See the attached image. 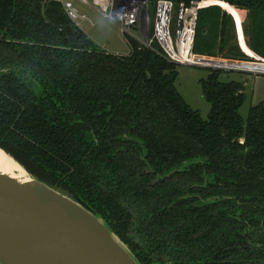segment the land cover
Listing matches in <instances>:
<instances>
[{"label": "trees", "instance_id": "trees-1", "mask_svg": "<svg viewBox=\"0 0 264 264\" xmlns=\"http://www.w3.org/2000/svg\"><path fill=\"white\" fill-rule=\"evenodd\" d=\"M44 2L0 0V147L100 216L141 264H264L243 234L264 224V102L244 119V83L210 68L204 118L159 45L125 34L129 53H109L61 0ZM199 2L194 53L255 60L237 47L239 10L264 61V0Z\"/></svg>", "mask_w": 264, "mask_h": 264}, {"label": "water", "instance_id": "water-1", "mask_svg": "<svg viewBox=\"0 0 264 264\" xmlns=\"http://www.w3.org/2000/svg\"><path fill=\"white\" fill-rule=\"evenodd\" d=\"M0 149L27 173L0 169V264H141L100 216Z\"/></svg>", "mask_w": 264, "mask_h": 264}, {"label": "built area", "instance_id": "built-area-1", "mask_svg": "<svg viewBox=\"0 0 264 264\" xmlns=\"http://www.w3.org/2000/svg\"><path fill=\"white\" fill-rule=\"evenodd\" d=\"M115 21L120 31L136 38L141 44L154 48L159 45L166 57L178 64L202 65L194 53L199 0L182 3L175 13L171 0H77ZM63 7L77 25L88 20L75 0H61ZM206 66V65H205Z\"/></svg>", "mask_w": 264, "mask_h": 264}, {"label": "rangeland", "instance_id": "rangeland-1", "mask_svg": "<svg viewBox=\"0 0 264 264\" xmlns=\"http://www.w3.org/2000/svg\"><path fill=\"white\" fill-rule=\"evenodd\" d=\"M75 4L79 7L81 3L75 0ZM81 12H84L89 17V20L82 22L83 29L91 34L92 38L106 51L111 53H129V44L120 29L119 25L110 19L105 18L94 8L88 7ZM177 8L175 7V13ZM233 20L235 23V33L237 36V47L246 58L262 59L248 43V34L244 29L247 27V17L245 12L239 10L233 11ZM92 21L94 24H92ZM236 48V50H238ZM210 57V56H206ZM214 59H225L222 57H212ZM253 60L252 62H264L261 60ZM230 60V59H226ZM240 61V60H236ZM243 61V60H241ZM210 68H221L208 65H196V64H179V75L176 85L184 97V99L194 108L201 112L204 118L208 117L211 109V104L205 99L202 90L201 79L206 78L209 75ZM224 69L221 72L220 80L224 82L239 81L245 85L246 101L240 109V112L244 119L247 118L250 108L259 103L264 102V73L236 70V69Z\"/></svg>", "mask_w": 264, "mask_h": 264}, {"label": "bare ground", "instance_id": "bare-ground-1", "mask_svg": "<svg viewBox=\"0 0 264 264\" xmlns=\"http://www.w3.org/2000/svg\"><path fill=\"white\" fill-rule=\"evenodd\" d=\"M202 65L221 67V68H242L251 70L253 72H264V64L253 63L245 61H233L226 59H214L212 57H201L197 59ZM0 169L4 172L10 173L17 177L27 176L26 171L8 154H5L3 150L0 149Z\"/></svg>", "mask_w": 264, "mask_h": 264}, {"label": "flooded vegetation", "instance_id": "flooded-vegetation-1", "mask_svg": "<svg viewBox=\"0 0 264 264\" xmlns=\"http://www.w3.org/2000/svg\"><path fill=\"white\" fill-rule=\"evenodd\" d=\"M145 171L146 172H153V170L149 167H146ZM164 177H165V175L158 173V174H156V177L154 178V180L152 182L156 183L160 179H163ZM256 232H260V234H257ZM253 233H255L256 235H253ZM243 234L246 235L245 245H248L250 247H262V248H264V224H261L259 227L246 229V230H244Z\"/></svg>", "mask_w": 264, "mask_h": 264}, {"label": "crops", "instance_id": "crops-1", "mask_svg": "<svg viewBox=\"0 0 264 264\" xmlns=\"http://www.w3.org/2000/svg\"><path fill=\"white\" fill-rule=\"evenodd\" d=\"M79 7L82 9V11H84V9H86L87 8V5H79ZM89 7V6H88ZM92 8V7H91ZM89 20V19H88ZM87 21V20H86ZM85 22V21H84ZM92 24H94L93 23V21H92ZM82 29H83V27L82 26H80ZM84 30V29H83ZM85 31V30H84ZM86 32V31H85ZM91 38H92V36H91V34H89L88 32H86ZM93 39V38H92ZM94 40V39H93ZM95 41V40H94ZM98 44V43H97ZM99 45V44H98ZM130 50V49H129Z\"/></svg>", "mask_w": 264, "mask_h": 264}]
</instances>
